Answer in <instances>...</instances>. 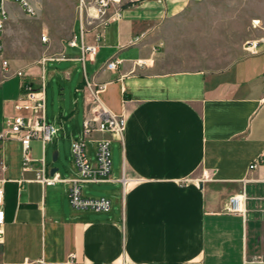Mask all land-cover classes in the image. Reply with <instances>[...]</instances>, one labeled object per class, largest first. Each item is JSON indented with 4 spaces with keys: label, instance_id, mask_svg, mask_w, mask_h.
I'll use <instances>...</instances> for the list:
<instances>
[{
    "label": "crops",
    "instance_id": "crops-1",
    "mask_svg": "<svg viewBox=\"0 0 264 264\" xmlns=\"http://www.w3.org/2000/svg\"><path fill=\"white\" fill-rule=\"evenodd\" d=\"M31 1L38 15L47 14L46 1ZM196 1L122 0L120 20L101 27L100 19H85L83 41L80 1L65 27L57 17L45 23L48 40L38 45L37 61L1 54L0 132L20 112L16 106L25 82H44L45 117L59 131L45 145L31 142L34 161L28 170L21 140L0 138L6 216L0 264H264V47L256 53L243 47L242 55L221 69L183 66L166 32ZM6 7L4 46L14 56L24 52L21 23L30 15L13 0ZM12 29L18 43L8 50ZM142 33L141 43L131 44ZM83 43L97 47L87 61ZM113 57L119 65L105 68ZM3 59L11 64L9 72ZM49 61L67 65L61 70L69 83L78 77L80 64L84 69L68 114L63 106L58 114L46 112L42 70ZM16 70L25 76H15ZM86 76L104 84L97 92L100 105L127 118L122 139L94 132L86 141L94 156L96 139H112L111 179L81 184L85 196L111 199L107 211L78 210L69 200L68 179L78 175L72 143L83 138L84 121L95 107ZM63 151L64 158L71 155L70 165L61 160ZM42 158L44 174L61 180L49 184L37 177ZM235 195L242 199L241 212L228 210Z\"/></svg>",
    "mask_w": 264,
    "mask_h": 264
},
{
    "label": "built area",
    "instance_id": "built-area-1",
    "mask_svg": "<svg viewBox=\"0 0 264 264\" xmlns=\"http://www.w3.org/2000/svg\"><path fill=\"white\" fill-rule=\"evenodd\" d=\"M8 0H0V56L4 46V30L6 20L8 18V10L6 2ZM19 3L25 12L30 16H37V8L33 5L31 0H13ZM133 2L141 0H132ZM122 0H94L91 5L84 4L83 0L80 4L81 13V32L80 38L83 41L85 33V19L95 20L100 19V26L104 27L112 21L120 20L122 17ZM253 27H262L260 20L253 21ZM264 29V27H263ZM99 34V33H98ZM145 38V34L135 36L131 44L137 45ZM77 36L70 40L72 46L77 45ZM48 40L47 35H42V41ZM162 45V43H161ZM261 47H264V36L258 39H249L245 42L244 48L251 53H256ZM83 61L93 58L97 54V47L95 45H85L83 43ZM120 63L117 57L110 58L105 61L104 67L107 69H115ZM145 63L140 60L139 64ZM2 67L6 72L11 70L9 60H2ZM15 76L24 77L23 70H16ZM87 84L94 89L93 99L95 107L92 109L91 117L84 121V136L77 138L72 143L73 161L77 170V176L68 179L70 183L69 200L71 205L78 210H95L107 211L112 206L111 199L107 197L92 198L83 194L82 183H99L111 179L112 171V158H111V141L109 137H103L95 140V155L91 156L87 150L86 141L92 139L94 132L108 133L118 139H122L127 125V118L122 115L112 114L110 111L100 105L97 96L98 90L103 88V83H97L93 79L90 80L86 76ZM24 92L20 100L21 104L16 106L20 112L7 119L6 127L0 132L1 139L10 137H18L23 145V165L24 169L30 168L31 162L34 159L31 157L30 149L31 142L38 139L43 145L53 139L59 131L56 124L49 123L45 117V85L44 82L36 86L33 82H25ZM41 167L37 170V177L41 178L44 182L53 184L61 180L58 174L50 177L44 174L45 160H40ZM257 163L251 164V168H255ZM121 181L125 185L128 178L123 175ZM241 197L239 195L232 196L229 199L228 210L232 212H241ZM5 209H4V190L0 188V240L4 235L5 225ZM74 255L70 256V262ZM41 264H50L44 263Z\"/></svg>",
    "mask_w": 264,
    "mask_h": 264
},
{
    "label": "rangeland",
    "instance_id": "rangeland-1",
    "mask_svg": "<svg viewBox=\"0 0 264 264\" xmlns=\"http://www.w3.org/2000/svg\"><path fill=\"white\" fill-rule=\"evenodd\" d=\"M48 3L47 14L37 17L28 16L22 20V51L21 54L10 55L3 46L1 54L8 59H22L30 63L38 59V45L42 42L45 23L57 17L62 27H65L75 4L82 0H44ZM94 0H83L84 4H92ZM254 20H261L262 27H253ZM264 0H199L192 2L183 14L177 16L167 27V39L171 51L180 57L182 65L188 68L221 69L230 64L242 54V48L247 39H258L264 36ZM18 43L14 30L11 31L9 43L12 50ZM165 47L167 44L165 43ZM164 47V48H165ZM35 59V60H34ZM18 60V61H19ZM36 65V64H34ZM71 65V64H69ZM65 63L47 62L42 72L46 81V112L48 114L60 111L63 106L66 114L71 111L72 93L79 76H83V67L79 65L78 77L69 83L64 78L61 69ZM89 74L92 69L87 65ZM31 75H38L36 68L28 67ZM41 71V70H40ZM63 87L66 88L63 94ZM74 108V105L72 106ZM62 138L61 132L59 134ZM67 165L72 162L71 155L64 158Z\"/></svg>",
    "mask_w": 264,
    "mask_h": 264
},
{
    "label": "water",
    "instance_id": "water-1",
    "mask_svg": "<svg viewBox=\"0 0 264 264\" xmlns=\"http://www.w3.org/2000/svg\"><path fill=\"white\" fill-rule=\"evenodd\" d=\"M55 170H58V168H54V169L52 170V174L54 173Z\"/></svg>",
    "mask_w": 264,
    "mask_h": 264
}]
</instances>
